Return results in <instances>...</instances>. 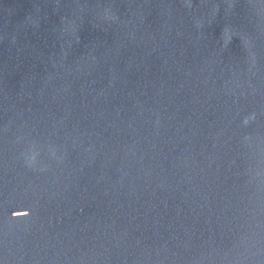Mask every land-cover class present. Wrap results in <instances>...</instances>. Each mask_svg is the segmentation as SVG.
Listing matches in <instances>:
<instances>
[{"label": "water", "instance_id": "1", "mask_svg": "<svg viewBox=\"0 0 264 264\" xmlns=\"http://www.w3.org/2000/svg\"><path fill=\"white\" fill-rule=\"evenodd\" d=\"M0 264H264V0H0Z\"/></svg>", "mask_w": 264, "mask_h": 264}]
</instances>
